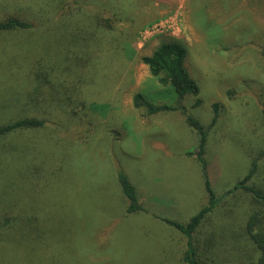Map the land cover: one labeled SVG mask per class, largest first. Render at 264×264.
I'll use <instances>...</instances> for the list:
<instances>
[{
    "label": "rangeland",
    "instance_id": "rangeland-1",
    "mask_svg": "<svg viewBox=\"0 0 264 264\" xmlns=\"http://www.w3.org/2000/svg\"><path fill=\"white\" fill-rule=\"evenodd\" d=\"M121 1L126 10L118 13L116 30L133 39L124 45L125 56H102L94 68L83 57V68L71 66L69 83L87 88L98 114L79 112L73 124L69 118L62 122L61 132L51 128L17 137L5 154L0 151L6 170L0 171V213L5 205L12 206L10 182L21 178L24 197L45 207V219L55 228L50 231L59 236L56 245L44 250L41 242L26 240L20 253L29 250L33 255L21 254L22 264H52L50 257L60 258L57 264H183L184 237L154 216L186 224L206 205L200 167L185 155L199 137L179 113L149 116L132 104L135 94L154 105L177 102L173 89L160 86L140 63L161 43L176 41L187 48L185 68L199 89L196 97L187 95L183 101L188 114L208 127L213 106H218L205 144L214 194L223 197L256 159L259 170L253 183L264 191V0ZM59 37L37 30L30 37L0 38V112L32 105L47 110V90L39 104L28 90L31 66L23 57H44L41 70L47 63L61 65L58 57L46 59L61 53ZM73 49L78 53L76 45ZM105 64L111 70L103 73ZM58 90L55 105L63 107L67 103ZM197 100L200 105L193 108ZM31 165L37 171L30 175L12 170L31 171ZM119 172L134 186L146 213H124L128 204L117 183ZM27 176L44 189L38 191ZM250 199L244 193L223 199L209 215L210 223L194 236L207 246L200 249L202 256H215L212 264H247L252 259L253 247L245 236ZM67 215L71 224L60 227V218ZM9 241L0 247V264L16 262Z\"/></svg>",
    "mask_w": 264,
    "mask_h": 264
},
{
    "label": "trees",
    "instance_id": "trees-1",
    "mask_svg": "<svg viewBox=\"0 0 264 264\" xmlns=\"http://www.w3.org/2000/svg\"><path fill=\"white\" fill-rule=\"evenodd\" d=\"M22 4L27 5V9ZM124 10L126 9L121 0H0V38L30 37L37 30L54 32L56 39L61 35L58 41L60 42L61 53L57 51L54 56L49 55L46 59L58 57L62 61L61 65H58L57 62L47 63L45 61L48 66L41 70L40 67L44 57L42 59L39 56V60L33 56L23 57L27 64L31 66L27 78L28 90L32 91L33 96H37V104H39L42 94L47 90V110L43 111L38 106L32 105L29 108L14 106L11 109L1 111L0 151L3 152L2 154H5L8 145L13 143L14 138H25L26 135H36L51 128V132H61L65 129L62 127V122L69 118L71 124H73L72 120L78 119L79 112L81 114L85 110L94 115L98 114L94 111L98 109L88 97L87 88L81 86L80 83L76 86L69 83L73 72L71 66L74 64V66L81 68L83 66L82 58L85 57L90 60L92 68H94L95 63L102 56H108L106 57L108 60V58H117L122 53L124 55V45L129 44L128 40H133L130 38L129 33L125 34L126 37H122L116 30L118 13ZM125 12L127 15L130 13V11ZM74 45L78 47V53L74 51ZM84 53H86V56ZM261 54L264 58V48H262ZM186 55L187 48L175 41L161 43L150 56L140 58V63L148 70L147 73L156 78L160 86H170L173 89L177 96V102L174 106L154 105L141 94L133 96L132 104L134 109H144L149 116L160 113H179L184 117L188 127L197 133L199 137L197 146L194 150L186 152L185 155L189 158H195L200 167L207 203L186 224L156 216L154 218L184 237L185 249L181 255L183 264H212L216 262L215 256H213L214 259L211 255L202 256L199 253L200 249L207 248V246L204 247L205 243L198 244L194 236L202 225L206 222L210 223L209 215L215 212L223 199L235 197L237 193L248 194L251 199L248 201L249 211L245 216V236L253 247L254 255L252 259L247 261V264H264V191L253 183L259 170L258 160L252 162L246 176L238 181L231 190H228L223 197L218 198L214 194L209 179L208 163L205 159V144L210 129L216 124L218 106H213V119L208 127L201 126L197 120L188 114L183 101L187 95L196 97L199 89L190 79L185 68ZM130 57L129 60L132 59ZM23 58H21V61ZM108 63L112 62L108 61ZM109 66L111 67V65L105 64L101 67V72L111 70V68H108ZM92 71L94 72V70ZM61 77L64 78L62 83H57L56 81ZM58 88H61L65 104L67 103L63 107L55 105L58 97L55 91ZM77 98L78 101H74ZM199 105L200 102L197 100L193 108ZM51 132L48 131L44 134H50ZM4 162L6 163L5 159ZM30 167L31 171L12 170L16 171L17 174L21 173L23 176L24 173L30 175L37 171L32 165ZM1 169L2 172L6 171L0 165V171ZM43 176H45V173H43ZM116 179L128 204L124 213L126 215L146 213L147 211L140 203L137 192L129 179L120 172L117 173ZM21 180V178H18V181L12 180L10 182V204L12 206L11 209H7L5 205L4 210L0 213V247L6 248L9 241L7 238L11 240V242L9 241L11 246H15L10 252L15 256L16 262L13 264L18 262L22 264L26 254L33 255L29 250L28 253H20V248H23V243L26 240L33 241L34 245H39L41 242L42 250H44L56 245L59 239V236H55V233L50 231L55 228H53L50 221L45 219V207L41 206L38 201L32 203L26 195L24 197ZM27 180L33 181V185L37 187L38 191L44 189L37 186L40 181L35 182L36 180L28 176ZM4 188L8 190L6 185H4ZM240 202L243 203L242 200ZM60 219L58 223V225H61L60 227L71 224L69 215ZM39 230L43 231L42 236L37 237ZM66 233L67 231L63 233L62 240L66 238L64 237ZM21 254L25 255L21 257ZM254 257L255 260H253ZM51 259H53L52 264H57V260H61L58 257H50L49 261Z\"/></svg>",
    "mask_w": 264,
    "mask_h": 264
}]
</instances>
